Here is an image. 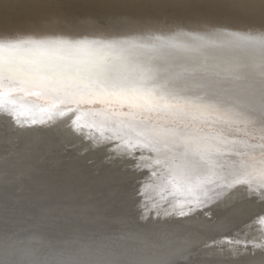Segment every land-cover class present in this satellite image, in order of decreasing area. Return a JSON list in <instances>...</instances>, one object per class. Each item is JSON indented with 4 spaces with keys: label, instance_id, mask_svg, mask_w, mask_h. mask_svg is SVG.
Instances as JSON below:
<instances>
[{
    "label": "bare ground",
    "instance_id": "1",
    "mask_svg": "<svg viewBox=\"0 0 264 264\" xmlns=\"http://www.w3.org/2000/svg\"><path fill=\"white\" fill-rule=\"evenodd\" d=\"M260 35L264 0H0V264H264L259 96L191 106L264 81ZM36 60L118 66L162 115L7 72Z\"/></svg>",
    "mask_w": 264,
    "mask_h": 264
},
{
    "label": "snow or ice",
    "instance_id": "2",
    "mask_svg": "<svg viewBox=\"0 0 264 264\" xmlns=\"http://www.w3.org/2000/svg\"><path fill=\"white\" fill-rule=\"evenodd\" d=\"M7 72L11 76L29 78L37 86H46L57 81H68L77 86L66 89V94L71 93L78 97L79 102L86 104H102L112 111L128 107L141 110L149 114L159 111V102L153 100L149 94L140 89L149 85L139 83L132 73L126 72L118 66H104L95 63L66 64L54 61L36 60L26 63L10 62ZM5 68L0 64V78L4 76ZM77 82H85L83 85ZM193 86L187 81L176 82L171 89L173 96L192 91ZM197 101L193 107H211L231 105L240 110L249 107L248 97L250 92L259 96V114L264 118V81L259 85H249L240 81H223L214 77H201L198 88ZM264 198V192L261 193Z\"/></svg>",
    "mask_w": 264,
    "mask_h": 264
},
{
    "label": "clouds",
    "instance_id": "3",
    "mask_svg": "<svg viewBox=\"0 0 264 264\" xmlns=\"http://www.w3.org/2000/svg\"><path fill=\"white\" fill-rule=\"evenodd\" d=\"M262 38H264V35H260Z\"/></svg>",
    "mask_w": 264,
    "mask_h": 264
}]
</instances>
